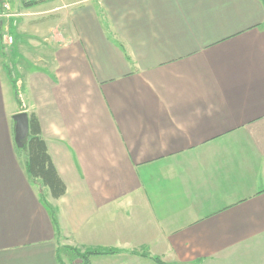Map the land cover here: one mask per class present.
Instances as JSON below:
<instances>
[{"label":"crops","instance_id":"crops-1","mask_svg":"<svg viewBox=\"0 0 264 264\" xmlns=\"http://www.w3.org/2000/svg\"><path fill=\"white\" fill-rule=\"evenodd\" d=\"M51 2L0 10V264H264V0ZM17 17L42 43L14 71ZM20 111L59 198L26 169Z\"/></svg>","mask_w":264,"mask_h":264},{"label":"trees","instance_id":"trees-1","mask_svg":"<svg viewBox=\"0 0 264 264\" xmlns=\"http://www.w3.org/2000/svg\"><path fill=\"white\" fill-rule=\"evenodd\" d=\"M27 115L28 135L23 141V146L19 148L20 152L25 154L24 163L26 169L32 179L49 189L52 198H59L65 193V186L59 178L47 152L46 145L41 136L36 114L30 112ZM113 251L114 250L111 249H95L81 252L78 249H75V258H77L81 264H89V258L91 255Z\"/></svg>","mask_w":264,"mask_h":264},{"label":"rangeland","instance_id":"rangeland-1","mask_svg":"<svg viewBox=\"0 0 264 264\" xmlns=\"http://www.w3.org/2000/svg\"><path fill=\"white\" fill-rule=\"evenodd\" d=\"M8 5H9V11L10 12H15L16 10L18 9H24L25 6H24V2L26 1H35V0H6ZM38 1V0H36ZM48 1H51V0H48ZM53 2H51L50 4H46V5H60L59 3V0H52ZM43 6H40L38 8H42ZM0 10L2 11L1 13H4V9H2L1 7V4H0ZM65 10V9H63ZM7 13V11H5V14ZM2 18H6L7 17H2ZM45 16L44 14L42 15H38V16H35L34 18H29V20H34V27L33 29H40L39 26H43V22L45 20H48V21H51L52 18L50 17H47L45 20H44ZM26 19H28L27 17H17L14 19H8V20H5V25H13L11 26V28L13 27L12 31V35L14 36V43L12 45V48H13V51L15 52V54L13 55V58L12 56L10 55V65H11V68L15 71V67L18 66V64H20V66L24 67V68H27V65L31 66L32 63H29V58L32 59V57L35 56V53L39 51V48L38 47H35L34 43H37L39 45V43L41 44L42 43V40L40 41L39 38H37L35 35H33V32H18L17 31V27H19V25L23 22L26 21ZM15 22L18 23V26L16 27V24ZM32 25V24H31ZM43 29V28H41ZM5 38H2L4 39V43H6V46L8 45L7 44V36H9V34L6 32L3 34ZM39 37V36H38ZM6 40V41H5ZM38 40V42H37ZM10 44V43H9ZM35 47L34 51L32 50H27V47L30 46L32 47ZM21 46V47H20ZM9 49L5 50L6 52H8ZM9 54V52H8ZM29 57V58H28ZM9 59H8V63H9ZM4 66H6L4 64ZM12 75V74H11ZM12 78V81H11V87H12V98L11 100L13 101V99L15 100V103L16 105L20 104L19 100H20V94H21V85L16 81L14 80V77L11 76ZM16 79V78H15ZM14 102V101H13ZM254 244L258 245V247L256 248L257 251V255L260 256V258H258V260L260 261L259 263L261 262H264V242L263 241H255ZM62 253V251H61ZM65 256V255H64ZM68 258H66V261Z\"/></svg>","mask_w":264,"mask_h":264},{"label":"water","instance_id":"water-1","mask_svg":"<svg viewBox=\"0 0 264 264\" xmlns=\"http://www.w3.org/2000/svg\"><path fill=\"white\" fill-rule=\"evenodd\" d=\"M14 121V140L17 146L23 145L22 141L28 135V115L24 111L15 113L12 116Z\"/></svg>","mask_w":264,"mask_h":264},{"label":"built area","instance_id":"built-area-1","mask_svg":"<svg viewBox=\"0 0 264 264\" xmlns=\"http://www.w3.org/2000/svg\"><path fill=\"white\" fill-rule=\"evenodd\" d=\"M0 4H1L2 9H4V11H8L9 5H8L6 0H0ZM6 38H7V42L8 43L12 42V37L11 36H7Z\"/></svg>","mask_w":264,"mask_h":264}]
</instances>
